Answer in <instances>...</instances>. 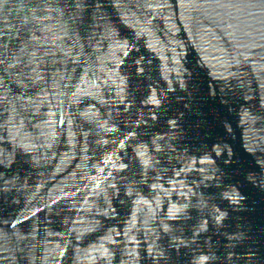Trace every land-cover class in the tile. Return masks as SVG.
Returning <instances> with one entry per match:
<instances>
[{"label": "water", "instance_id": "1", "mask_svg": "<svg viewBox=\"0 0 264 264\" xmlns=\"http://www.w3.org/2000/svg\"><path fill=\"white\" fill-rule=\"evenodd\" d=\"M0 264H264V0H0Z\"/></svg>", "mask_w": 264, "mask_h": 264}]
</instances>
